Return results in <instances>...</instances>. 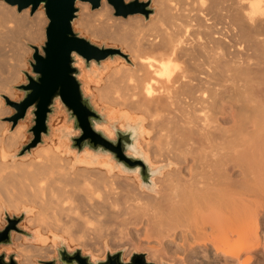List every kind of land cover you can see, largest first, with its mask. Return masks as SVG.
<instances>
[{
    "label": "bare ground",
    "instance_id": "obj_1",
    "mask_svg": "<svg viewBox=\"0 0 264 264\" xmlns=\"http://www.w3.org/2000/svg\"><path fill=\"white\" fill-rule=\"evenodd\" d=\"M153 2L158 8L149 21L139 16L125 25L120 21L125 29L117 24L122 35L114 34L129 52L130 64L123 60L104 77L108 66L103 67L94 83L102 81L95 88L97 99L106 100L115 113L122 110L131 116L144 133L150 132L148 124L154 131L146 144L154 146L151 158L159 157L171 168L153 180L155 196L138 191V175L136 182L111 174L108 162L100 164L106 172L83 169L71 162L75 154L70 148L57 144L37 148L27 161L11 160L10 151L24 137L25 125L0 133V213L24 211L26 225L33 229L30 239L12 236L18 241L20 264L47 259L59 233L68 242L78 241V232L92 229L94 234L111 224L119 227L114 226L118 240L130 237L129 243L134 240L128 235L130 228H143L147 237L176 241L175 246H186L197 259L264 264V0ZM80 4L77 23L88 27L89 5ZM107 6L101 0L100 8L107 11ZM6 7L0 6L1 27L9 29L12 22V35L19 41L34 43L43 37L38 14L26 18L12 13L13 6ZM10 36L5 40L14 41ZM11 72V81L3 74L0 88L16 81L11 78L17 70L15 75ZM89 83L93 82L84 84ZM106 126L111 133L109 123ZM148 248L151 257L158 255Z\"/></svg>",
    "mask_w": 264,
    "mask_h": 264
},
{
    "label": "water",
    "instance_id": "obj_2",
    "mask_svg": "<svg viewBox=\"0 0 264 264\" xmlns=\"http://www.w3.org/2000/svg\"><path fill=\"white\" fill-rule=\"evenodd\" d=\"M16 6L18 11L30 8L33 14L42 5L47 18L45 40L40 47L30 44L33 49L32 60L29 61L31 73L24 72L26 82L18 85L23 96L19 101H12L4 96L5 102L14 110L10 117L12 125L25 117L31 118L29 132L32 138L22 146L18 156H22L42 142L43 136H49V120L56 109L61 107L66 114V121L72 123L67 132L70 147L77 152L90 150L95 153L109 155L126 172L138 175L142 188L153 189V178L160 175L163 166L153 165L145 159L137 148L136 141L140 135L136 125L129 122L118 125L116 120L109 123L105 114L98 111L86 95L79 79L80 65L85 68L92 64L99 65L107 59L119 55L128 59V55L119 48L97 45L73 29L77 17L76 2H87L91 9H97L101 0H3ZM115 10V15L142 14L148 18L154 9L151 0H107ZM81 60H80V59ZM81 61V62H80ZM109 123L112 133L105 129ZM23 215L17 217L5 213L6 225L0 227V245H10L13 233H20L26 238L32 232L18 226ZM56 254L49 260H38L41 264H154L146 260L143 253L134 252L129 259H123L124 249L107 252L104 258H93L80 248L68 250L65 242L59 239L55 248ZM0 264H18L14 252H0ZM161 264H169L162 262Z\"/></svg>",
    "mask_w": 264,
    "mask_h": 264
},
{
    "label": "rangeland",
    "instance_id": "obj_3",
    "mask_svg": "<svg viewBox=\"0 0 264 264\" xmlns=\"http://www.w3.org/2000/svg\"><path fill=\"white\" fill-rule=\"evenodd\" d=\"M125 1H131V0H125ZM139 1H146V0H139ZM153 1L154 0H151L150 7L154 9V12L148 18H145L142 14L128 15L126 17L120 16V15H115L114 8L112 7V5H110L107 2V0H106L107 5H108L107 6L108 7L107 8V11L106 10L104 11L103 8H100L101 7V5H100L99 8L94 9V12H92L93 10L91 9L90 4L88 3L89 9H88V12H87V16L86 17L88 18V21L90 20V18H93V20L91 19L92 21L91 20L89 21V22H91L90 25L88 24L89 23L88 21H85L87 23L86 25L88 27H86L85 24H83V26H80L77 23V21L81 18V16H80L81 15L80 14L81 4L79 2V4H76V7L78 8V12H77V17H76V19L73 22V29L76 32H79L82 36H84L85 38L89 39L91 42H93V43H95L97 45L119 48L123 53H125V54L128 55V59H125L122 56L117 55V56L113 57L112 59L104 60L99 65L92 64L88 68H85L84 65H82V63H78L80 65V69H81V75H80L79 79H80V81L82 83V87H83V90H84L85 94L86 95H89V96L92 95L91 96L92 104L94 105V107L98 111H101L103 114H105L106 119L109 121V123H112V121L116 120L118 122V125L124 124V122H129L131 124H135L136 125L137 131L139 132V135H140L139 140L136 141L137 148L140 149V151L143 153L145 159H147L150 162V164L163 166L162 167L163 169L160 171V175L154 177L153 178V180H154L155 178L156 179L157 178H162L163 175H164V173H165V171H167V170H169L171 168V166H168V163L167 162L160 161L161 158L156 157V160H158V161H156L154 158H151V156L153 155L152 154L153 153L152 147H154V146L151 147L150 144H149L150 146H147L146 144H148V141L152 140L151 139V137H153L152 132L154 133V131H152L149 127H147L148 126V124H146L147 123V120H145L144 121V124L147 125V126L145 125V128L147 130H150V132L144 133L146 131L140 128L139 123L132 122L131 121V116L125 115V113L122 110H118L117 113H115L114 107H110L109 105H107L106 100H102L101 101V100L97 99L98 98L97 97V94H96L97 91L95 90V88L96 87H100L103 83H102V81L100 83H94L96 81V79L98 78V76L101 74V71L103 70L102 69L103 67L108 66L107 67V71L103 74V77H104L105 74L108 72L109 68H111L114 65H117L119 62L125 60L127 63L130 64V61H129L130 54H129V52L127 50H125L124 45H122L124 43L122 41H119L118 40V39H120V37L118 36V38H117V36L114 33L117 34L119 31H121L120 30L121 27L123 29H125L123 27V25L121 26V22L120 21H122V22L124 21L123 23L125 25V23L127 22V20L132 19V18L133 19L134 18H138L139 16L141 18H144V22H147V21H149V19L153 18L156 15V10L158 8L157 7L158 5L155 4V2H153ZM0 2H1V4H3V2L5 4V6H3L4 4L3 5L0 4L1 7L4 8L6 6L7 7L9 6L10 7V8L8 7L9 10L12 8L11 7L12 5H9L5 1L0 0ZM7 7H6V9H7ZM109 7H111V8H109ZM25 9H27V10H25ZM25 9H23L21 11H18L17 10V7L16 6H13V8L11 10H13L12 13H14V14H20V13H21L20 15H23L24 14L25 16L24 15L23 16L26 17V18H31L33 16L35 17L37 14H38V16H39V14H40V16L43 15L42 17L36 16V18H37L38 21H43V25L41 24V28L43 29V37L40 38L39 41L34 42V43L33 42L30 43L28 40H26L24 38H21L20 40H22V41H19L18 38L15 37V35H12V34H14V33H12L13 32L12 30H14V28L12 29V27H10L12 25V22H10L11 24L8 23V24H10L9 29H11V30H9L8 29V26H7V29L10 32H6L5 33L4 30L7 31V29L4 28V26L3 27L0 26L1 27L0 28L1 29L0 33H5L6 35H9L10 34V35L13 36L12 38L15 39L14 40L15 42H14L13 39L11 38V36L9 35L10 36V39H12V40H7L6 41L5 38L6 37H9V36H6L4 34H0V36H2V35L5 36V37L2 36L0 38V39H2V42L0 41V48H1L0 56H1V54H2V56L7 55V54L10 55V57L7 55L9 58L8 57L6 58L4 56L6 58L4 60H3L4 57H0V59H1L0 60V67L2 68V69L0 68V76H1L0 77V81H1V79H3V77L4 78H8L7 77L8 75H9V78H10V72L12 70L13 71L11 72V75L12 74L15 75L18 72L17 73L18 77H17V75H15V77L13 76V78H11L13 80H16V81H14V83H11V82L10 83H4V86H7V87H4L3 86V88H0V126L3 125L2 127H0L1 128L0 129V133H3L4 135H7L10 132H12L13 130H15V128L17 127V125H19V124H24L25 125V128L23 129V132H22L23 135H24V137H22V139L19 141L18 145L16 147H14L13 149H11V151H10V154L12 155L11 160L16 159L14 161H18V160L19 161H27V160H29L33 156L32 153L37 148H40L42 146H46L48 144H57V145H59L61 147H64V148L65 147H67L68 149L70 148V150L72 151V153L75 154L74 156H71V162H73L75 165H78L79 167H81L83 169L89 170V169H93L94 168V170L97 169L96 171L101 170L103 172H106L107 171L106 170V167L105 166H100V164H102V162H108V164H110V167H111L109 173H111V174H113V173L114 174H117L120 177H126L127 176L129 178H133L136 181V178L134 176L136 174H125V172L121 171V167L116 162H114L109 157V155L95 153V152H92L90 150H84L83 152H77L74 149H72L70 147V144H69V141H68V135H67V132L72 129V123L66 121V114L64 113V111H63V109L61 107H59V108L56 109L55 113L51 116V118L49 120V128H50V134H49V136H43L42 142L40 144H38L35 148L31 149L30 152H27V153H25L22 156H18L17 155L18 154V151L22 148V146L25 145V144H27V143H29V141L32 138V134L28 131L29 128L31 127V118L29 116H27L24 119L19 120L17 122V124L15 126H13L12 125V122L10 121V117L14 114L15 110L10 105H8L5 102L4 96H7L12 101H19L22 98L23 93H22V91H20L17 88V86L18 85H21V84H23V83L26 82V76L24 74L25 71L28 72V73H31V66H30L29 61L32 60L33 49L30 47V44H33V45H36V46L40 47V45L45 40V26L47 24V18H46L45 14H44V9H43L42 5H41V7L39 6L36 9V11H35V14L36 15L34 13H33L34 15L30 13V8H25ZM110 9H112V10H110ZM24 10H25V12H26L27 15L24 13ZM98 10L101 11L100 14H103L102 16L99 14ZM39 11H41L42 13H39ZM97 12H98V14H97ZM106 12H108V13H106ZM89 13L91 15H93V16L95 14V16L93 17ZM108 16H110L109 21H108V18H109ZM39 19H41V20H39ZM44 19L46 20V22H44ZM105 20H106V23L107 24L105 23ZM114 22L116 24H113ZM108 23L109 24L111 23V25H109ZM76 24H77V26H76ZM117 24L120 25L121 27L120 26L118 27ZM108 25H109V27H108ZM112 25L115 26V27H112ZM89 29H92V30H89ZM123 29H122V31H123ZM124 31H126V30H124ZM124 31H123V33H124ZM102 32H104L105 34L102 33ZM106 32H107V34H106ZM111 33H113L114 35H111ZM94 34H95V36H94ZM97 34H99V35H97ZM102 34H104V37H103ZM119 34L122 35V32L121 33L119 32L118 35ZM114 36H116V37H114ZM116 38H117V40H115ZM113 40H115V41H113ZM3 41L5 42L6 46H3V45H5V44H3ZM8 41H10V43L12 44V47H11V45H9V42ZM1 43H2V45H1ZM14 43L15 44L17 43V46ZM9 46H10V48H9ZM18 46L19 47L22 46V47H20L19 49L15 50L16 51L15 52L14 49H16ZM2 49L5 52L2 51ZM8 50L10 52H8ZM13 51L15 53L12 55V52ZM25 51H26V53H25ZM21 52H23L24 55ZM4 53H6V54H4ZM17 53L19 55H21V54L22 55L18 57V54ZM11 57H13V59H11ZM14 57L17 58V59H14ZM19 58H21V59L19 60ZM7 59L10 60V61H8ZM4 61L5 62L7 61L9 63L5 64ZM14 61H15V63H14ZM16 61L20 64V66H19V64L16 65V63H17ZM22 61L25 62V63H23ZM1 62H3V65L1 64ZM11 62H12L13 65H11ZM14 64H15V66H14ZM13 66H14V68H12ZM15 69L17 70L16 73H15V71H16ZM3 70H5V71H3ZM7 71H9V72H7ZM6 73H8V74L5 75ZM3 74H4V76H3ZM9 78H8V80H9ZM14 78H16V79H14ZM9 81H11V80H9ZM86 82H93V83H89L88 85H85L84 83H86ZM6 88L9 91L11 90L10 88H12V91L10 92L11 95L8 94L9 91H7ZM92 88H94V89H92ZM2 89H4V91H2ZM11 96H13V97H11ZM122 106L120 108H123L125 110V108H126L125 105L123 107ZM127 110H128V108H126V111ZM114 115H116V116H114ZM107 124L108 123H105L104 124L105 125L104 127L108 131L107 126H106ZM108 133H110V132L108 131ZM92 154H94V156H92ZM137 186H138L137 187L138 188V191H140V192H145L147 194H152V195H155V196L157 195V193H155L153 191L152 192L151 191H147L145 188H142V186L138 182H137ZM5 213L6 212L0 213V222H1L0 223V227H3L7 223V221L5 220ZM7 214L9 216L15 215L17 217H20V216L23 215V218L19 221L18 226L20 228H22V229H25V230H27L29 232H32L33 229L30 228L29 226L27 227V225H26L27 222H26V219L25 218L27 216L25 215V212L24 211H21L19 213H14V214H13V212H7ZM114 226L116 227L115 224H114ZM114 226H112V224H111V226L110 225H106L105 228L104 227H101L102 229L101 228L98 229V231L95 232L94 234L91 232L92 229L91 230L89 229L90 232H87V229H86L87 234H85V231L82 232V233H80V234H78L79 233L78 232L77 233V235H78L77 237L79 238V236H80L81 238L80 239L76 238V239H78V241L77 240L76 241L75 240H72V241H75V242H72L71 240H69V242H68V238L65 237L66 235H63V234H61V233L58 232L59 233V237H57L58 240L55 239V241H54V243L56 242V244H54V246H53V250H54L53 251V254L51 253L47 259H35L36 264H41V263L38 262V260H49L51 256H54L56 254V249L55 248L59 245V239H62L65 242L66 247H67L68 250H73V249H76V248H80L83 253L91 255L93 258H104L105 255L107 254V252H113V251H116V250H119V249H124V253H123V259L124 260L129 259V257L131 256L132 253L137 252V253H143L145 255L146 260L151 261L154 264H161L162 262H167L169 264H199L198 263L199 260H201L202 262H204L203 264H209V263L216 264L217 263L216 261H213L212 258L211 259H208V260H207V258L197 259L195 257L196 256L195 253L189 252L186 246H182L181 245V246H179L180 248L178 246H175V244L177 243L176 241H171V242L164 241L163 239H158V237H154L155 235H152V236L150 235L151 237H147L146 235L143 234L144 233L142 231L143 228L142 229L139 228L137 230H135L134 228H130V231H129L130 233L128 235L131 236V237H134V240H132V242L130 241V243L128 241L130 237H128V239L126 238L125 240L124 239L123 240H118V235L119 234L116 235L118 233L117 232L118 230H116ZM111 227L112 228L114 227L113 229L115 231L114 230H111L112 229ZM103 228H104V230L106 229L105 232L103 231ZM131 230L133 232H131ZM134 233L137 234V236L139 237V239L135 240L138 237H136V235ZM14 234L26 238L24 235H22L20 233H13V235ZM95 234H97V235L95 236ZM60 235H61V237H60ZM82 235L83 236L85 235V236L82 237ZM87 235H88V237H87ZM145 238L148 239V240H145ZM133 241H136L135 242L136 244L133 243ZM137 241L140 242L141 245L138 244ZM49 242L51 243L52 240L48 239L47 243H49ZM17 243H18V241H15V240L12 239V243L10 245H0V252H5V253L14 252V253H16L17 254V263L20 264L19 261L21 259V256L17 252ZM142 243H144V244H142ZM139 246H140V248H139ZM142 246L144 248H142ZM148 246L149 247H152L156 251V253H158V255H155V256H152L151 257L150 256L151 254H149L150 253V250H149ZM168 246H171L172 248L171 247H168ZM146 248H148V249H146ZM174 249H175V251H174ZM181 249H182V251H181ZM184 249H185V251H184ZM173 252L176 255L173 254ZM188 253H189V255H188ZM178 255H181V259L180 258H176V257H178ZM148 256H150L151 258H149ZM182 257H183V259H182ZM194 257H195V259H194ZM190 260H192L193 263ZM205 262H208V263H205ZM217 264H219V263H217Z\"/></svg>",
    "mask_w": 264,
    "mask_h": 264
}]
</instances>
